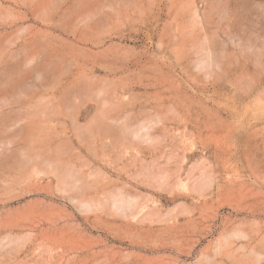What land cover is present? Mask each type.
<instances>
[{"label":"rangeland","instance_id":"1","mask_svg":"<svg viewBox=\"0 0 264 264\" xmlns=\"http://www.w3.org/2000/svg\"><path fill=\"white\" fill-rule=\"evenodd\" d=\"M0 264H264V0H0Z\"/></svg>","mask_w":264,"mask_h":264}]
</instances>
